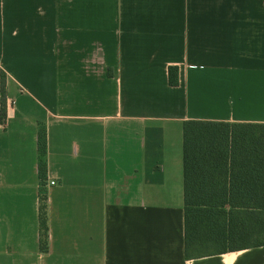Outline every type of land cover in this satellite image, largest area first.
<instances>
[{
  "label": "crops",
  "instance_id": "0c3cea01",
  "mask_svg": "<svg viewBox=\"0 0 264 264\" xmlns=\"http://www.w3.org/2000/svg\"><path fill=\"white\" fill-rule=\"evenodd\" d=\"M0 69V264H264L185 255L182 162L185 120L264 123V0H0Z\"/></svg>",
  "mask_w": 264,
  "mask_h": 264
},
{
  "label": "trees",
  "instance_id": "16d2710c",
  "mask_svg": "<svg viewBox=\"0 0 264 264\" xmlns=\"http://www.w3.org/2000/svg\"><path fill=\"white\" fill-rule=\"evenodd\" d=\"M177 73L176 66L168 67L170 85L178 84ZM5 77L0 69V121ZM44 149L40 134V154ZM182 162L185 255L220 251L248 237L255 246L263 244L264 123L185 120Z\"/></svg>",
  "mask_w": 264,
  "mask_h": 264
},
{
  "label": "built area",
  "instance_id": "2783aa9c",
  "mask_svg": "<svg viewBox=\"0 0 264 264\" xmlns=\"http://www.w3.org/2000/svg\"><path fill=\"white\" fill-rule=\"evenodd\" d=\"M54 183H55L54 180H50V181H49V184H50V185H52V184H54Z\"/></svg>",
  "mask_w": 264,
  "mask_h": 264
}]
</instances>
